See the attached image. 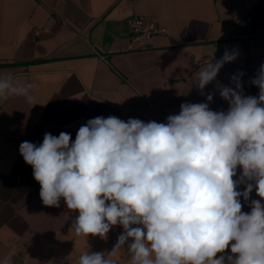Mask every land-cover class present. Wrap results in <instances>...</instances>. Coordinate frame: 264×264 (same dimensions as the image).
I'll return each mask as SVG.
<instances>
[{"label": "crops", "instance_id": "obj_1", "mask_svg": "<svg viewBox=\"0 0 264 264\" xmlns=\"http://www.w3.org/2000/svg\"><path fill=\"white\" fill-rule=\"evenodd\" d=\"M134 15L167 34L146 50H129L126 20ZM225 49L239 55L217 81L228 85L242 71L244 94L257 96L250 80L264 64V0H0V74L33 85L31 104L0 99V264H78L87 251L131 264L126 248L108 255L121 226L107 239L77 236L78 212L63 199L60 207L42 203L19 146L42 143L46 132H67L74 141L80 126L100 116L164 123L182 103L207 102L216 81L201 95L192 77ZM209 107L226 111L228 104L216 92ZM251 199L261 198L254 190ZM241 203L242 212L251 211Z\"/></svg>", "mask_w": 264, "mask_h": 264}, {"label": "clouds", "instance_id": "obj_2", "mask_svg": "<svg viewBox=\"0 0 264 264\" xmlns=\"http://www.w3.org/2000/svg\"><path fill=\"white\" fill-rule=\"evenodd\" d=\"M238 55L225 49L199 69L191 84L201 95L216 81L207 102L182 103L164 123L100 116L80 126L74 141L46 132L38 145L22 142L42 203L60 207L63 199L78 212L77 236L107 239L121 226L108 255L126 248L131 264H264V64L250 80L258 95H245L244 72L228 85L217 81ZM32 88L0 74V99L31 104ZM216 92L226 111L210 109ZM254 190L261 199L250 200ZM241 198L250 212H242ZM78 264L116 260L87 251Z\"/></svg>", "mask_w": 264, "mask_h": 264}, {"label": "built area", "instance_id": "obj_3", "mask_svg": "<svg viewBox=\"0 0 264 264\" xmlns=\"http://www.w3.org/2000/svg\"><path fill=\"white\" fill-rule=\"evenodd\" d=\"M129 30V50L141 51L149 48L154 36L167 34L165 28L158 25L153 19L142 16H130L126 20ZM50 264H69L66 262L55 261Z\"/></svg>", "mask_w": 264, "mask_h": 264}]
</instances>
